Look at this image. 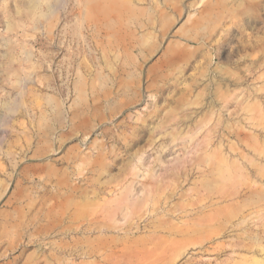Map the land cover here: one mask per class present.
Masks as SVG:
<instances>
[{
	"label": "rangeland",
	"instance_id": "rangeland-1",
	"mask_svg": "<svg viewBox=\"0 0 264 264\" xmlns=\"http://www.w3.org/2000/svg\"><path fill=\"white\" fill-rule=\"evenodd\" d=\"M0 264H264V0H0Z\"/></svg>",
	"mask_w": 264,
	"mask_h": 264
},
{
	"label": "bare ground",
	"instance_id": "bare-ground-1",
	"mask_svg": "<svg viewBox=\"0 0 264 264\" xmlns=\"http://www.w3.org/2000/svg\"><path fill=\"white\" fill-rule=\"evenodd\" d=\"M105 0H103V2H104ZM99 2V1H98ZM105 12H107V11H104L103 13H105ZM105 15V14H104ZM108 17V16H107Z\"/></svg>",
	"mask_w": 264,
	"mask_h": 264
}]
</instances>
